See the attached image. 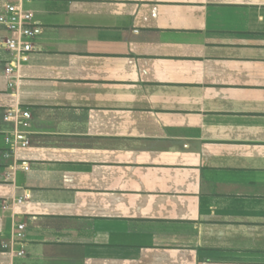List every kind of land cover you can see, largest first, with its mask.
Masks as SVG:
<instances>
[{"label": "crops", "instance_id": "crops-1", "mask_svg": "<svg viewBox=\"0 0 264 264\" xmlns=\"http://www.w3.org/2000/svg\"><path fill=\"white\" fill-rule=\"evenodd\" d=\"M10 3L0 264H264V0Z\"/></svg>", "mask_w": 264, "mask_h": 264}, {"label": "built area", "instance_id": "built-area-1", "mask_svg": "<svg viewBox=\"0 0 264 264\" xmlns=\"http://www.w3.org/2000/svg\"><path fill=\"white\" fill-rule=\"evenodd\" d=\"M34 13L31 10H26L17 4L10 3L6 6V12L0 13V24L4 25L10 32L6 38V46L18 54L22 55L34 50L32 38L37 33V26L34 21ZM14 66H8L7 72L13 73ZM13 117H24L29 119L31 117L30 111L19 112L16 109L9 111L5 116L6 119ZM30 140L24 138L21 142L22 147L28 146ZM28 168V166H26ZM24 224H20V228H24Z\"/></svg>", "mask_w": 264, "mask_h": 264}]
</instances>
